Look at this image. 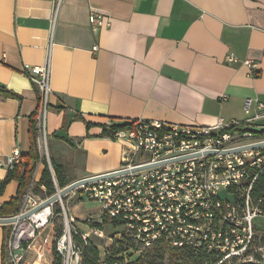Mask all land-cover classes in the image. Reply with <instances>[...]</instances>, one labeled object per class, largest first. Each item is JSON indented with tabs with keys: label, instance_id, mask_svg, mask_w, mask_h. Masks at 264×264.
<instances>
[{
	"label": "crops",
	"instance_id": "obj_1",
	"mask_svg": "<svg viewBox=\"0 0 264 264\" xmlns=\"http://www.w3.org/2000/svg\"><path fill=\"white\" fill-rule=\"evenodd\" d=\"M92 11L111 25L92 29ZM47 59V150L69 185L119 168L122 145L102 137V126L143 120L208 127L253 116L244 103L264 104V0H0V89L15 95L0 96V181L12 149L29 151L38 101L24 69ZM245 60L258 65V76ZM252 127H264V118ZM17 188L10 181L0 205ZM76 208L68 210L81 232L87 219L100 222V206L95 216ZM7 227L0 225V264ZM25 254L27 264L38 263Z\"/></svg>",
	"mask_w": 264,
	"mask_h": 264
},
{
	"label": "built area",
	"instance_id": "obj_2",
	"mask_svg": "<svg viewBox=\"0 0 264 264\" xmlns=\"http://www.w3.org/2000/svg\"><path fill=\"white\" fill-rule=\"evenodd\" d=\"M88 21L92 29L111 25L110 18L97 11L90 12ZM227 61L237 62L232 56ZM243 65L253 77L258 76L255 62L245 60ZM24 70L39 99V158L32 183L14 216L35 209L47 199L34 195L32 190L43 162L51 171L45 132L51 93L49 60L43 66H26ZM252 107L256 113L241 122L219 119L215 125L198 127L139 120L131 128L117 131L114 140L122 145V151L116 171L124 173L82 186L66 196L70 199L82 191L88 200L98 202L100 222L87 219V232H81L63 204L65 197L56 202L62 230L53 248L60 264H80L81 245L91 236L104 237L103 217L115 222L117 226L112 229L120 231L110 239L128 238L139 254L161 244L166 248L202 250L212 257V262L208 259L210 264H264V198H253L255 184L264 173V146L250 148L264 143V127H252L264 118V104L246 99V114ZM23 163L21 152L14 147L6 158V168L12 170ZM222 192L226 197L219 195ZM53 205L10 225L2 264H23L26 249L55 217ZM101 264L109 263L102 259Z\"/></svg>",
	"mask_w": 264,
	"mask_h": 264
},
{
	"label": "trees",
	"instance_id": "obj_3",
	"mask_svg": "<svg viewBox=\"0 0 264 264\" xmlns=\"http://www.w3.org/2000/svg\"><path fill=\"white\" fill-rule=\"evenodd\" d=\"M0 96L3 97H15L12 93L0 89ZM38 105L39 99L37 97ZM38 106L33 115L29 118V151L25 156L24 165L17 166L12 170H8L5 178L0 181V194L3 192L5 186L12 180L17 181L18 188L15 196H13L7 203L0 205V218L2 217H12L16 215L20 209L22 196L24 195L27 188L32 183V174L35 169L36 163L38 162L39 154L37 149V129H36V114ZM133 123H120L111 126H102V137H109L114 140V134L122 129L131 128ZM89 127V125H87ZM32 163V165H30ZM50 165L53 169L54 176L49 171L48 165L43 162V170L41 172L40 179L33 183L32 192L34 195L40 197L41 199L48 198L55 193L56 187L61 189L68 185L66 181L63 180V172L61 167L54 164L52 161ZM55 180V183L53 181ZM253 198L259 199L264 198V173L260 175L258 181L255 184L253 191ZM60 213V208L58 203H54V214L58 216ZM102 222L104 225H109L111 228H115L117 224L115 222H108L107 218L103 217ZM110 223V224H109ZM6 234L9 232V227H7ZM61 226L54 229L53 238L54 240L61 234ZM6 239V237H5ZM5 239L2 248V255L5 248ZM77 239V238H76ZM54 244V243H53ZM53 264H60L59 258L56 256L54 248ZM81 262L80 264H101L102 259H104L109 264H210L212 262V257L202 250L193 251L190 248L174 249L166 248L164 245L155 244L150 249L137 253V248L134 246L131 240L126 237L120 239L113 238L111 244L102 249V256L97 248V245L89 239L85 244L81 245ZM167 256V261L165 262L164 257ZM3 258V256H2ZM208 259L210 260L208 262ZM230 264H237L232 262ZM242 264V263H238Z\"/></svg>",
	"mask_w": 264,
	"mask_h": 264
},
{
	"label": "rangeland",
	"instance_id": "obj_4",
	"mask_svg": "<svg viewBox=\"0 0 264 264\" xmlns=\"http://www.w3.org/2000/svg\"><path fill=\"white\" fill-rule=\"evenodd\" d=\"M47 147H48V144H47ZM47 154L49 156L48 151H47ZM50 158L51 157L49 156V160H50ZM219 195L221 197H226L225 192H222ZM78 199H81V201H79ZM62 201H63V204L65 205L66 208H72V207H75V205H76V207H77L76 209H78L77 211H80L86 215L91 214L92 216H95L97 213V209L99 208V204L95 201L88 200L85 196H83L82 191H78L77 196L75 198H73V200L68 201V198L65 197ZM53 209H54V205H53ZM60 226L62 229V219L59 216L53 217L51 219V221L48 223L47 227L39 233V235L35 239V243L33 242L34 248L26 249V251L27 250L29 251L28 255L36 256L37 261H38L37 264H47L48 256L49 257H50V255L52 256V253H53L52 247H53V243H54V238H53L54 233L53 232H54L55 228H57V227L59 228ZM9 227H11V226L9 225ZM6 230H8V228H6ZM261 230L264 231V228H261ZM118 232H120V231L119 230L115 231L112 228L105 227L103 229L104 237L102 239L93 238V236H91L90 239L97 245L98 250L101 252V250L104 247L108 246V239L111 238L113 236V234L118 233ZM4 233H6V231H4ZM36 250L39 252V254L36 253L37 252ZM262 258L264 259V247H262ZM164 259L166 262L167 256H165ZM25 260H26V254L24 256L23 264H27ZM52 261H54V256L52 257ZM52 264H53V262H52Z\"/></svg>",
	"mask_w": 264,
	"mask_h": 264
},
{
	"label": "water",
	"instance_id": "obj_5",
	"mask_svg": "<svg viewBox=\"0 0 264 264\" xmlns=\"http://www.w3.org/2000/svg\"><path fill=\"white\" fill-rule=\"evenodd\" d=\"M259 146H264V143L250 146V148L259 147ZM123 173L122 172L113 171V172H110V173H105V174H101V175L87 177V178L75 181V182L65 186L64 188H61V189L57 190L52 196H50L46 200H44L38 207H36L35 209H33V210H31V211H29V212H27L25 214H22L20 216H12V217H2V218H0V225L9 226V225H12V224H14V223H16L18 221L24 220L25 218H27L28 216L32 215L33 213L41 210L42 208L47 207V206H49V205H51L53 203H56L58 200H61L62 198L68 196L71 192H73L74 190H76V189H78V188H80L82 186H85V185H88V184H93V183H96V182H99V181H103V180H107V179L113 178L115 176L121 175Z\"/></svg>",
	"mask_w": 264,
	"mask_h": 264
},
{
	"label": "bare ground",
	"instance_id": "obj_6",
	"mask_svg": "<svg viewBox=\"0 0 264 264\" xmlns=\"http://www.w3.org/2000/svg\"><path fill=\"white\" fill-rule=\"evenodd\" d=\"M261 234H262L261 236H264V231L261 230Z\"/></svg>",
	"mask_w": 264,
	"mask_h": 264
}]
</instances>
